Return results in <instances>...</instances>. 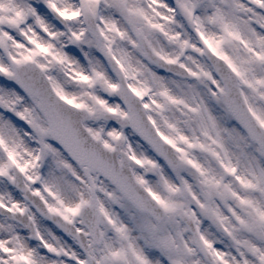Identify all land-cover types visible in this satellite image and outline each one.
Listing matches in <instances>:
<instances>
[{
  "label": "snow or ice",
  "instance_id": "6c2138e0",
  "mask_svg": "<svg viewBox=\"0 0 264 264\" xmlns=\"http://www.w3.org/2000/svg\"><path fill=\"white\" fill-rule=\"evenodd\" d=\"M0 264H264V0H0Z\"/></svg>",
  "mask_w": 264,
  "mask_h": 264
}]
</instances>
